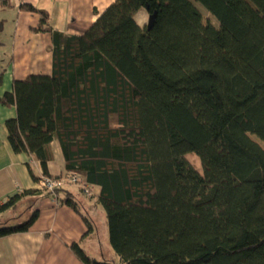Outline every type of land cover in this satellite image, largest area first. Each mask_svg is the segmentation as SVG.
Segmentation results:
<instances>
[{"label":"trees","instance_id":"1","mask_svg":"<svg viewBox=\"0 0 264 264\" xmlns=\"http://www.w3.org/2000/svg\"><path fill=\"white\" fill-rule=\"evenodd\" d=\"M27 9L40 14L34 30L52 35V72L0 96L17 111L6 121L13 151L34 154L51 176L60 142L67 174L57 177L74 174L67 185L104 208L120 264H264V149L250 137L264 140V0H115L82 35ZM65 187L49 194L92 231ZM41 192L19 191L0 213ZM38 216L0 223V238ZM71 249L84 264H116Z\"/></svg>","mask_w":264,"mask_h":264},{"label":"crops","instance_id":"2","mask_svg":"<svg viewBox=\"0 0 264 264\" xmlns=\"http://www.w3.org/2000/svg\"><path fill=\"white\" fill-rule=\"evenodd\" d=\"M114 1L3 0L7 3L3 6L0 2V96L13 89L16 79L52 72V35L34 30L39 25L40 14L28 10L29 5L48 13L53 29L82 35ZM136 19L140 25H145L148 21L147 11L139 10ZM16 116V107L0 103V202L21 190L39 189V179L44 173L41 161L34 154L15 153L10 145L6 121ZM50 149L53 158L48 162L49 174H67L60 142L55 139ZM65 188L76 193L80 185L69 184ZM98 190L97 186L91 187L94 194ZM95 200L89 198L85 204L82 202L83 212L94 223L90 232L81 214L69 206L60 205L56 196L46 192L28 195L16 209L0 213V223L17 224L22 219L27 220L35 210L39 211L38 218L28 231L0 238V264H84L72 251L73 243H80L87 255L99 261H109V257H115L106 213ZM24 202L25 213H14ZM91 209L94 217L98 216L97 211L101 212L105 241L99 235L97 222L88 212ZM106 240L110 244L107 251L112 252L113 256L108 255L104 248L108 244Z\"/></svg>","mask_w":264,"mask_h":264},{"label":"rangeland","instance_id":"3","mask_svg":"<svg viewBox=\"0 0 264 264\" xmlns=\"http://www.w3.org/2000/svg\"><path fill=\"white\" fill-rule=\"evenodd\" d=\"M200 5V4H199ZM201 6V8L203 9V10H201L200 9V11H201V18H202V21H203V23L205 24V25H207V26H212V25H214V26H217L218 27V22L216 21V19H214L213 17H211V15L207 12V11H204L205 9H204V7L202 6V5H200ZM144 9V8H143ZM145 10V9H144ZM3 39H4V37H2ZM250 137L254 140V141H256L263 149H264V140H262V139H260L259 137H257L256 135H254V134H250ZM187 158H188V160L201 172V173H203V168H202V164H201V160H200V158L196 155V154H188L187 156H186ZM91 193H92V191H91ZM77 194H78V197H79V200L81 201V202H83L84 204L86 203V202H88L89 201V198L87 197V196H85L84 194H82L81 192H79V191H77ZM90 197H92V195L91 194H88ZM25 203V202H24ZM25 206H26V203L25 204H22L14 213H20V214H24L25 212H24V210H25ZM101 207V210L102 211H104V208L102 207V206H100ZM92 209L89 211L88 210V212L90 213V215H91V217L92 218H94V220L97 222V224H98V227H99V235H100V237L102 238V240H104L105 241V239H104V236H102L103 235V232H104V229L102 228L103 227V221H102V219H101V217H102V215H101V212H99V211H97L98 212V216H96V217H94L93 215H92ZM104 213H105V211H104ZM24 221H26V219H22L21 221H20V223L21 222H24ZM107 241V240H106ZM107 243L108 244H105L104 245V243H103V245H104V248H105V250L107 251V249L110 247V244H109V241H107ZM112 249V248H111ZM111 251V250H110ZM112 251H113V253L112 252H109V250L107 251V253H108V255H111V256H115V257H109V261H111V262H113V263H116V264H120L121 263V258L117 255V253L114 251V249H112ZM113 254V255H112Z\"/></svg>","mask_w":264,"mask_h":264},{"label":"built area","instance_id":"4","mask_svg":"<svg viewBox=\"0 0 264 264\" xmlns=\"http://www.w3.org/2000/svg\"><path fill=\"white\" fill-rule=\"evenodd\" d=\"M77 181V177L74 174L70 177H57V176H48L42 175L39 179V188L47 193H55L59 188L64 187L68 183H75ZM89 192L88 189H86Z\"/></svg>","mask_w":264,"mask_h":264}]
</instances>
